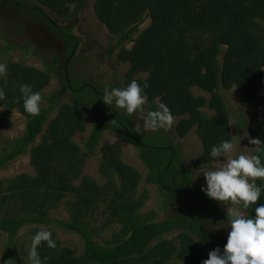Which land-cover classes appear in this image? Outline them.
I'll return each mask as SVG.
<instances>
[{"label": "trees", "instance_id": "trees-1", "mask_svg": "<svg viewBox=\"0 0 264 264\" xmlns=\"http://www.w3.org/2000/svg\"><path fill=\"white\" fill-rule=\"evenodd\" d=\"M0 1V7L15 5L19 15H36L47 20L52 28L54 23L46 19L49 14L71 19L86 2ZM92 5L97 19L112 35L107 52L116 53L118 63L129 65L124 84L127 86L133 79L141 84L147 81L146 109L155 110L160 102L166 103L177 119L173 130L179 138L195 128L202 144L195 168L216 161L210 157L211 146L224 139L233 140L231 110L224 92L234 89L241 95L240 104L245 108L264 105V0H93ZM147 19L149 25L140 30ZM61 28L67 41V56L76 39L71 36L70 24ZM128 43H132L129 48ZM60 59L59 55L50 54L49 62L42 59L44 68L11 58L3 62L8 65V72L0 78V87L5 88L7 97L0 101V135L12 126L14 110L25 116L26 125L21 135L6 139L9 147H1L0 168L27 153L34 174L23 172L0 180V232L7 237L0 264L13 263L19 257L15 247L24 227L33 225L29 230L33 236L43 229L39 225L49 230L54 224L77 235L82 251L78 253L77 248L63 245L52 232L57 247L48 248L42 243L39 248L44 264H167L174 258L202 264L209 241L223 247L227 240L206 226L208 216L197 206L209 205L219 221L227 219L226 212L219 202L192 187L190 170L178 164L180 154L167 142V135L138 136L131 130V118L125 113L118 115L115 106L110 108L103 102L100 93L105 89L100 85L75 80L68 73L63 81L64 88L71 93L67 101L59 102L53 92L45 95L43 90L56 73L54 68ZM22 83L33 85L34 91L41 93L40 115H29L22 100L15 102ZM195 88L208 96L195 94ZM89 90H94V94ZM95 101L105 106V120L95 121L82 148L73 136L86 130L89 106L97 119L101 105ZM56 107V114L50 118ZM237 120L239 126L243 125L240 116ZM261 123L258 133L264 141V121ZM105 130H113L124 141L138 146L139 157L148 170L147 183L156 184L170 201L176 196L184 198L176 216L158 221L152 211L139 212L147 192L137 197L141 175L122 162L117 145L100 149L103 184L91 176H82L86 157L95 155ZM169 145L171 149L167 148ZM62 205L67 219L52 217L51 212ZM101 206L102 226L121 224L106 237L99 233L102 226L95 223ZM172 229L182 231L173 238L164 237ZM30 245L31 240L27 248L22 243V255L28 257Z\"/></svg>", "mask_w": 264, "mask_h": 264}, {"label": "rangeland", "instance_id": "rangeland-1", "mask_svg": "<svg viewBox=\"0 0 264 264\" xmlns=\"http://www.w3.org/2000/svg\"><path fill=\"white\" fill-rule=\"evenodd\" d=\"M92 3L93 0H86L80 11L71 19H59L54 14L48 15V19L50 21H53L54 24L59 25V27L68 26L70 24L71 35L75 36L76 51L71 56V58H69L68 73H70L75 80H90L93 83L100 85L104 89H111L113 87H116V84H119L122 87H126V85L124 84V73L128 69L129 65L127 63H118L116 60V53L109 54L107 52L109 44L113 42V40H111L112 35L97 19ZM44 10L47 12V9ZM19 13L20 11L15 5H12L9 8L0 7V62H5L8 58H11L14 61H24L30 66L44 68L45 60H42V58L45 57V59H48L46 61L49 62L50 54L54 52L55 47L56 49H58V47L60 48V44L54 41V43L50 44V47L49 45L45 44L43 49L35 46L33 43H39L36 42L31 36V31L33 30L32 27L35 26L31 25L30 22H33V24L38 22V24L44 26L42 30H44L45 28L47 29V27L46 25H43L44 22H41L38 18L32 20L30 15L27 14L26 16L29 21L18 24L16 27V25L12 22H15L14 20H16V18L19 16ZM26 23H28V25ZM149 23L150 19L145 20V22L140 26V30L147 27ZM10 41L12 42V46H10ZM131 44L132 43H128L127 47L129 48ZM63 48L64 46L62 45L60 50H62ZM33 52H35L36 55L32 54ZM62 56L64 57V55ZM64 63L65 62L63 60L54 68L56 73L51 75L49 85L43 90V93L45 95H49L51 92H53L59 102L67 101L71 96L70 91L64 88L63 81L66 76L63 67ZM144 75L145 74H142V76ZM89 92L94 94V90H89ZM193 92L195 94H201L206 97L208 96L204 91L197 88L193 89ZM224 97L227 103V107L231 110L230 130L233 136V140L241 141V143H238L236 145L235 151L229 154V156H235L239 152L254 154L255 146L249 144V138H259L261 140V136L258 133V130H260L263 126L261 122L264 121V105L259 108H245L241 106V95L238 94L234 89L224 92ZM95 102L101 105V107H98L97 110V119L92 112V107L89 106L88 109L90 111V120L87 123L86 130L81 133H76L73 136V140L76 141L77 144L82 148L95 121L105 120V106L102 105L101 102ZM56 112L57 107L51 113L50 118L54 116ZM116 113L119 115L124 113V111L116 109ZM143 115H146V112L140 114V116ZM238 116H240L241 120L243 121V125L241 126L238 125ZM138 119V116H134L131 118V129L135 127L136 121ZM11 122L12 126L10 128L3 129L0 135V150L1 147H9L8 145H6V139H13L18 137L23 133L25 129L26 118L16 110H14L13 115L11 116ZM176 122L177 119H175V123L171 129H161L160 131L155 133L167 135V142L173 144L178 149V152L180 154L177 160L178 164L183 165L190 170L192 176V187L201 190L202 185L206 186L205 178L202 174L199 176H195V174L202 173L203 171L208 169L219 167L222 161L216 160L210 165L195 168L194 162L202 150L201 141L195 131V128H193L186 137L179 138L173 130ZM155 133H142L137 135L147 136L153 135ZM40 137L41 135L37 137L36 142L40 140ZM106 145L119 146L121 149L122 162L134 167L141 175V180L137 188V197L143 195L144 191L147 192V195L144 198V205H142V207L139 209V212L146 214L152 211L153 214L156 215L155 220L158 221L172 218L180 212L179 202L184 198H178L176 196L172 199V201H170V197L163 190H160L156 184L147 183L145 181V176L147 175L148 170L139 157L138 146L133 143L124 141L120 137V135L113 130H105L102 133L100 143L95 149V155L86 157L82 176H91L92 178H95L99 184H103L105 182V177L99 171V165L100 157L102 156L100 149ZM23 172L31 175L34 174V170L29 162V155L27 153L20 155L6 167L0 168V180L16 176ZM77 183H79V181ZM219 206L224 212H226L228 207L227 204L219 202ZM231 206L237 207L236 205ZM197 208L198 211H201L204 215L208 216L207 221L209 223L211 222L212 224H215L219 221L218 218L213 217L215 214L213 215V213L210 211L209 205L202 204L197 206ZM101 210H104V206H101L98 215L95 214V223L97 226H102L101 224L103 223L104 214L101 212ZM51 216L63 220L67 219V213L63 205L52 211ZM221 220L223 221L222 223H227L226 218H222ZM209 223L206 224V226H208ZM120 225L121 224L116 223L102 226L99 233L103 237L109 236L111 231L120 228ZM32 226H26L19 232L20 241L18 246L15 247V253L19 257L17 258L16 254H14V257L17 259H15L13 263L9 264H30L27 256L21 254V248L22 243L26 246L25 248H27L30 244L32 236L29 230ZM39 226L45 229L43 225ZM49 230L56 234L63 245H69L71 247L77 248L78 253L82 251V241L77 235L66 232L55 224L49 226ZM181 231L182 230L180 229H172L170 232L166 233L164 237L173 238ZM218 232L227 240L228 229L221 228L220 230H218ZM6 241V234L0 232V262L2 259V254L5 250L4 245ZM217 246H220L221 249H223L221 245L213 240L207 243L206 259L208 258L209 251ZM167 264H189V262L174 258Z\"/></svg>", "mask_w": 264, "mask_h": 264}, {"label": "clouds", "instance_id": "clouds-1", "mask_svg": "<svg viewBox=\"0 0 264 264\" xmlns=\"http://www.w3.org/2000/svg\"><path fill=\"white\" fill-rule=\"evenodd\" d=\"M7 72L8 65L0 62V78ZM148 87L147 81L141 84L133 79L126 87L103 91V102L110 108L115 106L123 110L129 118L139 117L131 129L136 134L169 130L175 123V116L164 102H160L155 110L146 109L148 94L145 90ZM19 92L15 102L22 100L24 111L29 115H40L41 93L34 91V86L28 83L20 84ZM6 97L5 88L0 87V101ZM145 112L146 115L140 116ZM238 143L241 141L224 139L212 145L210 157L222 161L220 166L195 174H202L205 178L206 186L202 185L201 190L207 197L228 205L227 223L220 220L208 225L212 231L228 229L227 242L223 249L217 246L210 250L202 264H264V141L249 138V144L255 146V153L239 152L230 157ZM258 201L261 202L258 204ZM42 243L48 248L57 247L52 232L40 229L31 238L27 257L30 264H44L39 252Z\"/></svg>", "mask_w": 264, "mask_h": 264}, {"label": "flooded vegetation", "instance_id": "flooded-vegetation-1", "mask_svg": "<svg viewBox=\"0 0 264 264\" xmlns=\"http://www.w3.org/2000/svg\"><path fill=\"white\" fill-rule=\"evenodd\" d=\"M1 2V1H0ZM2 2H4V1H2ZM14 3H16L15 2V0H14ZM16 4H18V3H16ZM26 14L27 13H23V14H21V15H19L17 18H16V20H14L15 22H12V23H14L15 25H16V27H17V25L18 24H20V23H25L26 21H29V19L27 18V16H26ZM22 15H24V16H22ZM27 15H30V17L32 18V20H34L35 18H36V15H31V14H27ZM46 19H48V16H47V18ZM31 20V21H32ZM41 22H44V24L43 25H46V27H47V29L45 28L44 30H42L43 29V27L44 26H41V24H38V22L37 23H35V24H33V22L31 23L30 22V24L31 25H34L35 27H32L33 28V30L31 31V36L34 38V40L36 41V42H38L39 44H36V43H33L35 46H37L38 48H40V49H43V47L45 46V44L46 45H49V47L51 46L50 44H52V43H54V41H56V42H58L59 44H60V48L58 47V49H56V47L54 48V52H53V54H57V55H59V57L61 58L60 60V63L64 60V73L66 74V76H68V62H69V58H71V56L74 54V52L76 51V44H74L73 45V47H72V49H71V52L70 53H68L67 54V56H65V54H66V48H67V41L64 39V37L62 36L63 35V31H62V28L61 27H59V25H56V24H54L53 25V27L54 28H52L51 27V25H50V23L48 22H46V21H43V20H41V19H39ZM18 21H19V23H18ZM51 22H53V21H51ZM29 23V22H28ZM28 23H26L27 25H28ZM54 23V22H53ZM29 24V25H30ZM30 25V26H31ZM28 29V28H27ZM73 38H75V36L74 35H71ZM47 42V43H46ZM62 45L64 46V48L62 49V50H60L61 49V47H62ZM61 53V54H60ZM32 54H35L36 55V53L35 52H33ZM62 55H64V57L62 56ZM45 58V57H44ZM64 58V59H63ZM43 59V58H42ZM50 60V59H49ZM66 60V61H65ZM101 95H103L102 93H100Z\"/></svg>", "mask_w": 264, "mask_h": 264}, {"label": "water", "instance_id": "water-1", "mask_svg": "<svg viewBox=\"0 0 264 264\" xmlns=\"http://www.w3.org/2000/svg\"><path fill=\"white\" fill-rule=\"evenodd\" d=\"M167 148H170L171 149L172 147L169 145V146H167Z\"/></svg>", "mask_w": 264, "mask_h": 264}]
</instances>
